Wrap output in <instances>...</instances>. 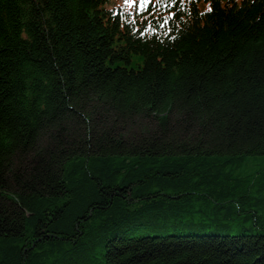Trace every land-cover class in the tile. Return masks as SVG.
Instances as JSON below:
<instances>
[{
  "label": "trees",
  "instance_id": "obj_1",
  "mask_svg": "<svg viewBox=\"0 0 264 264\" xmlns=\"http://www.w3.org/2000/svg\"><path fill=\"white\" fill-rule=\"evenodd\" d=\"M109 1L0 0V264H264V0Z\"/></svg>",
  "mask_w": 264,
  "mask_h": 264
},
{
  "label": "rangeland",
  "instance_id": "obj_2",
  "mask_svg": "<svg viewBox=\"0 0 264 264\" xmlns=\"http://www.w3.org/2000/svg\"><path fill=\"white\" fill-rule=\"evenodd\" d=\"M143 0H110L105 8L110 10H122L125 13L131 14V17L136 16L138 7ZM22 168V167H21Z\"/></svg>",
  "mask_w": 264,
  "mask_h": 264
}]
</instances>
